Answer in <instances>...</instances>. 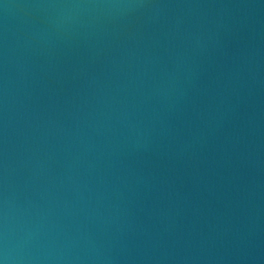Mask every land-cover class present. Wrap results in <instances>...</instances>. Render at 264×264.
<instances>
[{"label": "water", "instance_id": "1", "mask_svg": "<svg viewBox=\"0 0 264 264\" xmlns=\"http://www.w3.org/2000/svg\"><path fill=\"white\" fill-rule=\"evenodd\" d=\"M0 264H264V0H0Z\"/></svg>", "mask_w": 264, "mask_h": 264}]
</instances>
